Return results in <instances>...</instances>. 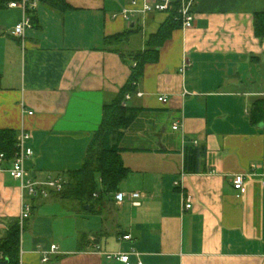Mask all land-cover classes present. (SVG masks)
Here are the masks:
<instances>
[{"label": "crops", "instance_id": "obj_1", "mask_svg": "<svg viewBox=\"0 0 264 264\" xmlns=\"http://www.w3.org/2000/svg\"><path fill=\"white\" fill-rule=\"evenodd\" d=\"M66 3L64 12L40 4L22 39L14 34L22 11L0 10V130L30 134L34 155L25 166L43 182L81 168L104 106L130 80L127 56L146 51L167 20L126 21L119 15L127 0ZM193 9L195 26L156 48L157 62L145 66L128 101L139 112L118 142L131 171L118 193L142 197L119 204L114 196L90 211L53 192L33 198L11 164L0 166V240L24 204L33 206L21 230L23 264H124L109 255L133 251L132 264H264L261 170L241 198L232 185L264 162V122L251 121L254 103L264 101V38L255 27L264 0H194ZM131 28L140 32L121 47L124 60L106 39ZM190 149H199L195 172L187 169ZM52 245L59 249L43 263Z\"/></svg>", "mask_w": 264, "mask_h": 264}, {"label": "trees", "instance_id": "obj_2", "mask_svg": "<svg viewBox=\"0 0 264 264\" xmlns=\"http://www.w3.org/2000/svg\"><path fill=\"white\" fill-rule=\"evenodd\" d=\"M9 1L11 0H0V10L5 8ZM38 1L40 4H46L62 12L70 9L66 0ZM165 16L167 17L165 24L156 35L151 36L146 51H137L127 56L131 61L130 80L120 90L116 99L104 106L102 123L93 135L81 168L67 173L64 176L63 190L58 193L53 192L58 199L77 202L81 207L89 206L91 211L106 199L113 201L114 196L120 191L121 185L131 174L130 169L125 166L122 160L118 142L132 124L134 114L139 110L128 105L126 96L130 94L133 98L136 95L137 86L143 77L145 66L157 62L156 48L171 38L174 30L182 28V23L175 19V13ZM35 19L34 17L33 24ZM255 27L261 38H264V14L255 17ZM139 32V29L131 28L123 34L108 37L106 45L110 51L119 54L126 60L125 54L121 53V47ZM251 121L254 124L264 122V101L257 100L254 103ZM17 143L18 133L16 131L0 130V154L5 155L7 164H11L17 154ZM198 155L199 149L187 151L188 171H197ZM96 194L98 197H95ZM0 252L4 254L5 261H8L9 264H19L21 254L19 222L13 223L6 237L0 240Z\"/></svg>", "mask_w": 264, "mask_h": 264}, {"label": "built area", "instance_id": "obj_3", "mask_svg": "<svg viewBox=\"0 0 264 264\" xmlns=\"http://www.w3.org/2000/svg\"><path fill=\"white\" fill-rule=\"evenodd\" d=\"M9 9H19L23 13L22 20L16 25L14 29L15 36L20 39L25 37L27 30L34 27L33 18L40 7L38 0H11L6 4ZM194 0H127V6L121 11L120 15L126 21H132L139 17H145L152 14H176V20L182 23V28L185 30L192 29L196 22V13L194 12ZM188 66L184 64L183 70ZM138 97H142L143 93L138 92ZM132 95L126 96V101H130ZM160 102L166 104L168 99L166 97H160ZM126 105V104H125ZM33 113H29L32 115ZM174 130L179 129V123L174 124ZM31 136L28 133L22 132L18 136L17 143V154L11 163V167L8 169L11 177L19 181L22 185L23 190H27L28 194L33 198H47L52 192H61L65 185V180L62 177L49 178L47 181H37L32 179L29 171L26 169L25 162L28 158L34 155L33 150L28 147L27 143ZM5 155L0 154V166L4 170ZM256 170H261V185L264 187V162L251 166L250 173L247 174H236L232 177V185L234 190L237 192V197L241 198L243 190L246 185L247 178L253 176ZM214 173V172H213ZM95 197H98L96 194ZM142 197L140 193H117L115 196L116 201L121 204L125 200L138 199ZM189 201H192L191 197H188ZM135 206H140L139 202L134 203ZM192 204H187L186 208L190 209ZM33 206L32 204H24L22 212L19 218V225L21 230H24L25 221H27L32 215ZM131 236H124L121 240H131ZM95 248H97L95 246ZM58 246L52 245L49 250L41 252L43 254V263L50 261V256L57 253ZM131 255H139L135 251L131 253H119L109 255L110 258H115L124 264L131 263ZM5 256L0 252V264L4 263ZM23 264L22 251L20 254V262ZM141 264V263H140Z\"/></svg>", "mask_w": 264, "mask_h": 264}, {"label": "rangeland", "instance_id": "obj_4", "mask_svg": "<svg viewBox=\"0 0 264 264\" xmlns=\"http://www.w3.org/2000/svg\"><path fill=\"white\" fill-rule=\"evenodd\" d=\"M47 226H48V229H50V231H51L52 228H53V229H56V228H54V226H50L49 223L47 224ZM50 231H49V236H50L51 238H55L56 235H53ZM55 231H56V230H55ZM22 236H23V237H22V239H23V243H24L25 245H27V241H28V231L26 230L25 234H23ZM25 249H26V248H25Z\"/></svg>", "mask_w": 264, "mask_h": 264}, {"label": "water", "instance_id": "obj_5", "mask_svg": "<svg viewBox=\"0 0 264 264\" xmlns=\"http://www.w3.org/2000/svg\"><path fill=\"white\" fill-rule=\"evenodd\" d=\"M86 209H90V207H89V206H86ZM2 264H9V263H8V261H5V262L2 263Z\"/></svg>", "mask_w": 264, "mask_h": 264}]
</instances>
